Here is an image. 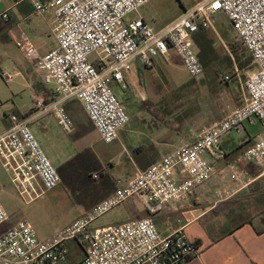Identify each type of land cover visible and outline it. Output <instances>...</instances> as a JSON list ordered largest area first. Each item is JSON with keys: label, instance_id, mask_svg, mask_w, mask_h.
Wrapping results in <instances>:
<instances>
[{"label": "built area", "instance_id": "1", "mask_svg": "<svg viewBox=\"0 0 264 264\" xmlns=\"http://www.w3.org/2000/svg\"><path fill=\"white\" fill-rule=\"evenodd\" d=\"M31 1L38 14L53 11L58 22V45L44 56L26 37L17 41L24 57L35 62L44 82L54 84L60 97L48 105L35 96V107L40 115L52 111L62 130L70 133L74 123L64 103L80 100L105 143L116 141L129 123L114 85L128 89L125 73L132 69L133 60L152 69L160 56L173 50L191 77H201L204 67L189 39L200 29L212 27L218 13L228 18L250 52L257 68L245 83L246 104L201 132L194 143L167 154L133 178L118 180L113 194L48 239H40L28 221L0 234V264H68L72 242L84 252L82 264H186L197 256L198 248L182 229L162 235L152 218L99 228L94 224L131 198L142 200L150 214L187 199L214 175L205 155H215L222 139L243 132L248 121H259L263 136L246 149L241 160L264 172V0H202L158 31L141 17L127 20L150 0ZM0 19L8 21L9 12H0ZM230 80V75L223 77L225 82ZM9 121L0 134V159L20 195L33 200L40 192L56 188L61 175L28 118L9 115ZM179 172L182 179L177 178ZM8 219L9 213L0 204V228Z\"/></svg>", "mask_w": 264, "mask_h": 264}, {"label": "crops", "instance_id": "2", "mask_svg": "<svg viewBox=\"0 0 264 264\" xmlns=\"http://www.w3.org/2000/svg\"><path fill=\"white\" fill-rule=\"evenodd\" d=\"M201 1L189 0L187 6L182 3L183 8L189 7L183 14ZM5 11L9 12V20H3L4 25H0L2 76L6 75V69H10L9 65L13 63L4 51V43L7 40L12 38L17 45V41L24 36L37 49L40 56L48 54L58 45L56 39L58 22L53 11L38 14L31 0H3L0 3V12ZM137 13L138 16L131 20L141 17L157 31L166 26L158 25L154 18L146 14L139 11ZM226 19L228 20L227 17ZM13 20L16 24L10 26ZM209 29L217 32L212 25L210 28L200 29L189 39L204 67V73L199 78L192 77V82L184 84L183 87L177 85L169 70L165 69L167 76L162 74L160 63L166 60L169 54L160 56L152 69H147L138 59L133 60L132 69L125 73L127 95L121 101L130 120L119 131L116 141L112 143L102 141L83 103L77 99L82 104L85 120L89 124L87 129L81 132L80 148L91 149L93 143L87 140V137L95 134L109 150L108 153L94 152L92 155V162L96 167L95 172L88 175V180L97 184L93 192L94 199L88 204H82L77 216L67 226L85 216L113 194L118 187V180L133 178L140 171L160 162L167 154L183 145L194 143L201 132L246 104L248 95L245 83L257 67L246 73V79L245 74L240 72L245 70L244 66H239L237 63L231 73L220 72L217 69L209 70L207 64L213 58L215 47ZM34 65L36 67V64ZM225 75H230L231 80L223 81ZM31 95L33 102L34 97L37 96L44 98L48 105L60 100L56 86L55 91L46 89L44 93L43 87L35 89L33 84ZM9 115L5 118L4 128L0 134L10 126ZM18 116L28 118L33 132L52 160V146L58 145V137L53 131L49 132L48 125L53 122L58 124L54 113L50 111L40 115L34 104L31 111ZM73 123L72 132L76 127L75 121ZM256 124L261 125L257 120L246 122L243 132L231 133L222 139L215 155H205L214 167V175L194 189L187 199L169 204L163 210L150 214L142 200L131 198L104 216H110V219L95 226L98 228L118 226L135 219L152 218L162 235L182 229L186 237L195 243L198 254L186 264H264V208H262L264 206L257 200L260 198L259 192L256 193V189H253L264 180V172L241 160V155L246 149L263 136V131L255 136L251 134V129ZM43 139L49 140L50 145H47ZM60 163V167L65 165L64 161ZM183 177L180 172L177 173L178 179ZM247 210L251 214L244 218ZM256 211L263 212L255 214ZM18 222L9 215L0 234L14 227ZM48 238L50 237L45 239Z\"/></svg>", "mask_w": 264, "mask_h": 264}, {"label": "rangeland", "instance_id": "3", "mask_svg": "<svg viewBox=\"0 0 264 264\" xmlns=\"http://www.w3.org/2000/svg\"><path fill=\"white\" fill-rule=\"evenodd\" d=\"M188 1L152 0L138 11L154 18L158 25L167 26L178 19L184 10L189 8L182 7V3L187 6ZM138 14L137 12L131 13L127 20L137 17ZM211 22L217 32L213 29L208 30L215 43L213 58L207 64L208 69L231 73L239 64V66H244L243 69L245 70H240V72L245 74L246 79V73L256 67L253 61L249 62L250 52L240 44L238 36L234 33L223 13H219L218 16L212 18ZM13 24H16V21H11L9 25L12 26ZM0 25H4V21L0 22ZM4 45V51L13 61L9 65L10 69H6V75L15 76L9 82L0 73V131L4 128L6 115L24 114L26 111L33 109L34 102L31 95L33 84H35V89L43 87L49 89V91H55L54 84H46L42 81L43 74L35 67V62H30L24 57L12 38L7 40ZM160 67L164 76H167L165 69L170 71L178 86L183 87L184 84L193 80L176 51L171 50L166 60L164 59L160 63ZM170 85L173 86L171 83ZM114 92L120 101H123L124 96L127 95V91H123L117 84L114 85ZM64 107L75 121L74 131L65 133L56 122L48 125L49 132L53 131L58 137V145L52 146L53 157H51V161L57 169L60 168V161L65 162L61 174V183L56 188L40 192V195L33 200L21 196L0 159V204L14 220L30 222L37 235L42 239L55 235L58 230L67 226L77 216L80 206L85 203L88 204L94 199L93 192L97 184L95 181L88 180V175L94 173L96 167L92 162V155L94 152L99 154L108 153L109 150L108 146L98 140V136L95 134L87 137V140L93 143V147L88 150L81 149L79 146L81 132L89 126L85 120L82 104L77 99H72ZM261 131H263L261 125L256 124L252 127L251 134L254 136L259 135ZM43 140L45 141V139ZM45 142L50 145L49 140L46 139ZM253 189H256V193L259 192L260 198L257 200L264 206V180ZM262 212L256 211L255 214ZM248 214L251 213L247 210L244 218H247ZM110 218V216L103 217L96 221L94 226L101 225ZM3 226L5 227V225ZM3 226L0 228V232L3 230ZM83 260V250L76 243H71L68 264H82Z\"/></svg>", "mask_w": 264, "mask_h": 264}, {"label": "trees", "instance_id": "4", "mask_svg": "<svg viewBox=\"0 0 264 264\" xmlns=\"http://www.w3.org/2000/svg\"><path fill=\"white\" fill-rule=\"evenodd\" d=\"M240 42H241V41H240ZM240 44L243 45L242 42H241ZM243 46H244V45H243ZM252 61H253V58H252V56H250V61H249V62H252ZM43 91H44V93H46V88H43ZM6 117H7V115H6ZM24 118H26V116H25ZM63 167H64V166H62V167H60V168L58 169V171H59L60 174L63 173Z\"/></svg>", "mask_w": 264, "mask_h": 264}]
</instances>
